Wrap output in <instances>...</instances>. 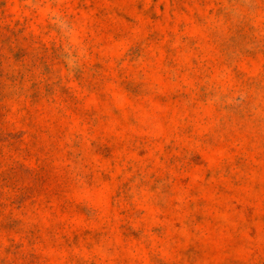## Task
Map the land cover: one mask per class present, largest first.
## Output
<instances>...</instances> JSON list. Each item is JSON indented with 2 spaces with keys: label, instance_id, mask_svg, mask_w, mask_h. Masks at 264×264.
Instances as JSON below:
<instances>
[{
  "label": "rangeland",
  "instance_id": "rangeland-1",
  "mask_svg": "<svg viewBox=\"0 0 264 264\" xmlns=\"http://www.w3.org/2000/svg\"><path fill=\"white\" fill-rule=\"evenodd\" d=\"M0 264H264V0H0Z\"/></svg>",
  "mask_w": 264,
  "mask_h": 264
}]
</instances>
